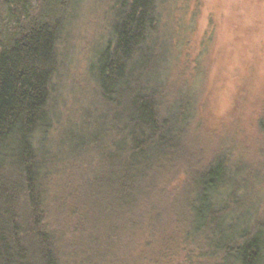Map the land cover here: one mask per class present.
Segmentation results:
<instances>
[{
  "label": "trees",
  "instance_id": "obj_1",
  "mask_svg": "<svg viewBox=\"0 0 264 264\" xmlns=\"http://www.w3.org/2000/svg\"><path fill=\"white\" fill-rule=\"evenodd\" d=\"M160 2L115 0L88 65L97 101L64 118L65 0H3L0 264H264L250 172L206 156L193 97L170 86Z\"/></svg>",
  "mask_w": 264,
  "mask_h": 264
},
{
  "label": "rangeland",
  "instance_id": "obj_2",
  "mask_svg": "<svg viewBox=\"0 0 264 264\" xmlns=\"http://www.w3.org/2000/svg\"><path fill=\"white\" fill-rule=\"evenodd\" d=\"M114 3L63 4L52 100L64 118L97 101L88 65ZM158 33L172 53L170 86L194 99L193 139L206 156L229 149L243 174L250 172L253 198L264 210V133L258 127L264 116V0H161Z\"/></svg>",
  "mask_w": 264,
  "mask_h": 264
}]
</instances>
